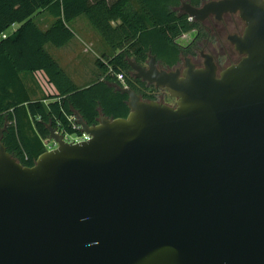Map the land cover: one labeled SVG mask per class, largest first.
I'll return each mask as SVG.
<instances>
[{"label":"water","instance_id":"1","mask_svg":"<svg viewBox=\"0 0 264 264\" xmlns=\"http://www.w3.org/2000/svg\"><path fill=\"white\" fill-rule=\"evenodd\" d=\"M191 18L239 12L245 57L168 71L130 59L136 78L177 107L130 87L127 117L89 125L33 166L0 131V264H264V0L186 3Z\"/></svg>","mask_w":264,"mask_h":264},{"label":"trees","instance_id":"2","mask_svg":"<svg viewBox=\"0 0 264 264\" xmlns=\"http://www.w3.org/2000/svg\"><path fill=\"white\" fill-rule=\"evenodd\" d=\"M182 0H0V131L8 152L24 166H33L47 148L50 128L74 133L72 116L81 115L89 125L108 118L127 117L129 96L119 91L114 74L122 71L128 87L144 100H157L156 87L133 75L129 60L146 65L151 55L163 67L181 61L184 49L177 42L197 26L179 15ZM193 4L200 0H189ZM53 16L42 28L39 11ZM84 15L108 44L110 51L97 60L99 75L80 88L47 50L62 46L74 31L70 23ZM12 35L3 34L13 25ZM186 53V52H185ZM110 70L113 71L110 72ZM41 72L53 91L34 99L24 73Z\"/></svg>","mask_w":264,"mask_h":264},{"label":"flooded vegetation","instance_id":"3","mask_svg":"<svg viewBox=\"0 0 264 264\" xmlns=\"http://www.w3.org/2000/svg\"><path fill=\"white\" fill-rule=\"evenodd\" d=\"M212 1L220 0H200L195 4L189 0L181 1V5L178 7L179 15H187L189 20L196 23L197 26L177 38V42L184 49L181 61L174 66L168 65L166 68L158 64L160 68L179 71L180 77H183L187 68L186 58H190L192 63L200 69L205 68L208 61H211L216 66L217 77H220L224 70L239 63L245 57V54L240 53L232 41L234 36H243L247 27L239 12H225L220 16L217 13H210L203 19H195L191 18L185 9L186 3L202 7ZM184 36H188V38H186L185 44H182L179 39ZM156 91L168 92V103L169 100H172L173 105L170 106L177 107V99L172 97L169 91L162 88H156ZM161 102L165 103L166 101L162 100Z\"/></svg>","mask_w":264,"mask_h":264},{"label":"crops","instance_id":"4","mask_svg":"<svg viewBox=\"0 0 264 264\" xmlns=\"http://www.w3.org/2000/svg\"><path fill=\"white\" fill-rule=\"evenodd\" d=\"M35 20L42 28H46L53 21V16L46 10L39 11L35 15ZM19 27V24L13 25L10 28L11 30L8 29L3 34V37L12 35ZM70 27L74 31V36L69 42L59 46L58 49H54V51L48 48V45L51 43H48L46 47L74 82H76L80 88H84L91 85L97 79L99 75L97 60L99 58H104L110 51V48L86 16L81 15L73 19L70 23ZM87 45L92 46L98 52V55L96 54V57L92 60L97 67L95 66L93 70L89 71V77H87L86 71H83L82 68L85 62H91L92 59V57L87 54ZM23 78L34 99L43 96L42 92L45 89V76L43 73H24Z\"/></svg>","mask_w":264,"mask_h":264},{"label":"built area","instance_id":"5","mask_svg":"<svg viewBox=\"0 0 264 264\" xmlns=\"http://www.w3.org/2000/svg\"><path fill=\"white\" fill-rule=\"evenodd\" d=\"M110 72L113 73L112 70H110ZM114 76L119 82L123 83V87H128L126 84V76L124 72L118 71L114 74ZM44 83L50 87L46 79ZM44 88H45L44 90H46L45 85H44ZM71 120L73 121V129L78 130V132L65 133V132H62L56 129V131L59 132L66 141H68L69 143L75 144V143H81L84 141H88L92 138L90 134L82 130V126L78 123L77 116H72ZM45 145H46L47 150H53L57 147L58 143L55 140L49 138V140L45 143Z\"/></svg>","mask_w":264,"mask_h":264},{"label":"rangeland","instance_id":"6","mask_svg":"<svg viewBox=\"0 0 264 264\" xmlns=\"http://www.w3.org/2000/svg\"><path fill=\"white\" fill-rule=\"evenodd\" d=\"M186 38H188V36H184L183 38L179 39V42L182 43V44H185V42L187 41ZM58 47L59 46H56V45H53V44H49L48 45L49 50L52 49V51H54V49H58ZM87 54L92 57L91 62L90 61L85 62L82 68H83V71H86V73L88 75L87 77H89V75H90L89 71L93 70L95 68V66L97 67L95 62L92 61V60H93L94 57H96V54L98 55V52L92 46H88L87 45ZM45 86H46V90H43V92H42L43 96L39 97L37 99L43 98L44 96L50 94L53 91V88L51 86L49 87L47 84H45ZM155 95H156V98H157L158 101L161 102L162 100H165L166 102L164 104L173 105V101L172 100H169V103H168V92H165V91L155 92Z\"/></svg>","mask_w":264,"mask_h":264}]
</instances>
